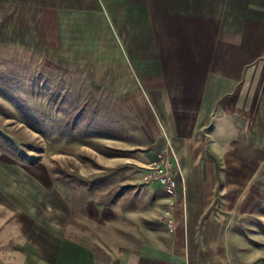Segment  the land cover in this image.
Here are the masks:
<instances>
[{"label":"crops","instance_id":"1","mask_svg":"<svg viewBox=\"0 0 264 264\" xmlns=\"http://www.w3.org/2000/svg\"><path fill=\"white\" fill-rule=\"evenodd\" d=\"M105 1L113 28L97 12L101 0H0V46L32 45L50 67L87 76L95 89L108 87L145 135L139 145L149 147L141 163L142 184L163 190L145 183L143 175L167 148L177 161L178 193L171 199L163 190L164 212L145 216L146 236L133 242L112 239L102 246L104 255L68 238L63 229L52 236L37 228L32 216L35 228L24 237L39 255L31 257L36 264L248 262L250 246L241 224L260 218L264 206V0ZM75 12L96 18L86 16L87 31L71 38L69 26L83 22ZM115 28L133 46L134 69H168L167 86L153 77L158 74H147L150 88L164 96L159 111L130 67L115 60ZM187 65L196 66L190 86L188 80L183 85L188 74L176 69ZM173 79L180 84L171 87ZM180 90L183 108L174 109L170 100ZM114 207L111 213L118 212ZM89 210L98 216L101 209Z\"/></svg>","mask_w":264,"mask_h":264},{"label":"rangeland","instance_id":"2","mask_svg":"<svg viewBox=\"0 0 264 264\" xmlns=\"http://www.w3.org/2000/svg\"><path fill=\"white\" fill-rule=\"evenodd\" d=\"M101 2L97 12L113 28L111 6ZM74 14L83 22L81 27L69 26L71 38L75 31H87L86 16L96 18ZM115 29V60L130 67L148 102L159 111L164 96L150 88L147 74H158L153 77L167 86L168 69L159 65L134 69L133 46ZM26 48L0 46V264H36L31 255L38 259L39 253L24 237L35 228L32 216L38 219L37 228L49 229L52 236L63 229L68 238L99 255L106 253L102 246L112 239L141 240L146 236L145 216L151 219L164 212V194L142 184L141 163L146 162L149 147L139 146L145 135L138 122L108 87L95 89L89 77L50 67L31 51L32 45ZM195 68L176 66L188 74L183 85L188 80L190 86ZM176 84L180 83L173 79L171 87ZM183 97L180 90L170 100L172 108H183ZM75 121L78 125L72 127ZM93 121L98 128L91 127ZM113 205L118 212L109 211L115 210ZM90 206L101 209L98 216L90 214ZM258 215L242 221L241 231L254 250H247L249 263L238 264H264V206Z\"/></svg>","mask_w":264,"mask_h":264},{"label":"built area","instance_id":"3","mask_svg":"<svg viewBox=\"0 0 264 264\" xmlns=\"http://www.w3.org/2000/svg\"><path fill=\"white\" fill-rule=\"evenodd\" d=\"M169 153V149H161L158 159L145 167L143 180L145 183L158 184L163 188V190H165L168 197L174 199L178 193L179 187L178 180L175 175L177 161L175 158H172ZM170 204L171 208L175 205L174 201H171ZM169 216L170 214L167 213L166 218ZM167 223L169 229L173 230L175 223L171 216L169 217Z\"/></svg>","mask_w":264,"mask_h":264},{"label":"trees","instance_id":"4","mask_svg":"<svg viewBox=\"0 0 264 264\" xmlns=\"http://www.w3.org/2000/svg\"><path fill=\"white\" fill-rule=\"evenodd\" d=\"M76 119H77L78 121L83 120L82 116H76ZM86 121H87V119H85L84 121H82V122H81L82 125L85 126ZM77 123H78L77 121H75V124H72V123H71V124H72V127H73V126H74V127L77 126V125H78ZM98 126H99V125H97L96 121H93L92 124H91V127L98 128ZM0 139H3V137H0ZM3 144H4V143H3ZM89 184H90V185H93L94 183L90 182ZM87 187H89V186H87Z\"/></svg>","mask_w":264,"mask_h":264}]
</instances>
